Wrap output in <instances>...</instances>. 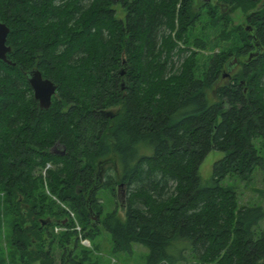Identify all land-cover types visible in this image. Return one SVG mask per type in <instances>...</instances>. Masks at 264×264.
Listing matches in <instances>:
<instances>
[{"label":"trees","instance_id":"1","mask_svg":"<svg viewBox=\"0 0 264 264\" xmlns=\"http://www.w3.org/2000/svg\"><path fill=\"white\" fill-rule=\"evenodd\" d=\"M194 1L0 0V227L10 214L21 264H56L54 243L60 264H86L98 228L146 264H264V207L224 182L264 165L263 0ZM235 9L246 25L228 31ZM208 28L228 46L205 56ZM32 69L56 84L46 109ZM211 150L224 155L204 185ZM102 188L123 215L103 213Z\"/></svg>","mask_w":264,"mask_h":264},{"label":"rangeland","instance_id":"2","mask_svg":"<svg viewBox=\"0 0 264 264\" xmlns=\"http://www.w3.org/2000/svg\"><path fill=\"white\" fill-rule=\"evenodd\" d=\"M211 3H215V0H208ZM120 4H115L116 16L123 17L124 10L119 6ZM199 0L194 1V6L199 7ZM204 10V9H203ZM226 10V9H225ZM229 16V27L228 31L236 28L238 25L244 26L246 22L244 21V14L240 9H235L227 13ZM201 24L206 20V15L202 12ZM201 24H197L195 28V33L199 34ZM219 30V29H218ZM207 34L211 37L208 50L200 51L203 55H210L213 52H216L221 46L226 48L228 42L223 40H218L214 36V33H217V30L208 28ZM228 31L226 33H228ZM220 34V30H219ZM176 59V58H175ZM241 61L246 60V56L239 58ZM241 65H237L231 74L238 71ZM257 147L260 145L257 143ZM260 153L263 156L264 160V148H260ZM224 155L223 152L217 150H211L203 159L202 163L199 166L198 174L201 180V183L206 185L209 183L212 173V166L214 162L220 159ZM106 172V165L103 168V174ZM225 184L232 185L236 188L238 194V202L240 204H260L264 207V165L260 169H255L252 173L250 180L242 181L234 176L228 177L225 181ZM99 200L103 207V213L109 212L111 210H116L117 213L123 215V209L120 207V200L116 196V188L114 190L108 188H102L99 191ZM12 216L10 214L3 212L2 213V223L0 227V258L2 259V264H21L19 256L13 246L10 244V235H11V223L10 219ZM264 226V221H263ZM92 243V260H85L86 264H146V254L147 249L140 244H133L132 252L127 254L124 252L113 251V245L111 237L108 233L104 232L101 228H98L96 234L90 239ZM47 245V242L45 243ZM95 246V247H94ZM47 248V246H44ZM83 248L79 246V249ZM62 247L54 243L51 245V254L55 258V263L60 264V257L62 255ZM114 260V262H113ZM194 259L187 258V260L177 263V264H193ZM92 261V262H91ZM32 264H39L38 261L33 262Z\"/></svg>","mask_w":264,"mask_h":264},{"label":"water","instance_id":"3","mask_svg":"<svg viewBox=\"0 0 264 264\" xmlns=\"http://www.w3.org/2000/svg\"><path fill=\"white\" fill-rule=\"evenodd\" d=\"M261 6H264V0L261 2ZM246 29L249 31L250 26H247ZM8 32H9V28L4 23L0 22V59L10 63V61H8L6 58V54L10 51V46L6 44V38ZM253 40L257 48H259V44L256 41L255 37ZM122 60L124 62V58ZM124 73H125V66H123L119 70L120 75H123ZM28 81L30 87L32 88L33 95L35 99L38 101L39 107L42 109L48 108L51 103V97L56 91V84L53 83L51 80L42 77L38 69H32L29 72ZM124 87L125 85L123 79L121 82V89H123ZM100 113L103 114L104 116H109V117L114 115L113 112L109 110H101Z\"/></svg>","mask_w":264,"mask_h":264},{"label":"built area","instance_id":"4","mask_svg":"<svg viewBox=\"0 0 264 264\" xmlns=\"http://www.w3.org/2000/svg\"><path fill=\"white\" fill-rule=\"evenodd\" d=\"M61 229L62 228H56L55 230L57 231V230H61ZM80 242H81L82 245H85V246H88L90 244L87 239H81ZM113 262H114V260H113Z\"/></svg>","mask_w":264,"mask_h":264},{"label":"flooded vegetation","instance_id":"5","mask_svg":"<svg viewBox=\"0 0 264 264\" xmlns=\"http://www.w3.org/2000/svg\"><path fill=\"white\" fill-rule=\"evenodd\" d=\"M38 102V101H37Z\"/></svg>","mask_w":264,"mask_h":264}]
</instances>
